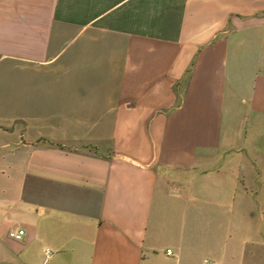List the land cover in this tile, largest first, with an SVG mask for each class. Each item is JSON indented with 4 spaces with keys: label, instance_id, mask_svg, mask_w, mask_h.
<instances>
[{
    "label": "crops",
    "instance_id": "crops-1",
    "mask_svg": "<svg viewBox=\"0 0 264 264\" xmlns=\"http://www.w3.org/2000/svg\"><path fill=\"white\" fill-rule=\"evenodd\" d=\"M241 118L264 126V0H0V263L264 258L233 245L264 195Z\"/></svg>",
    "mask_w": 264,
    "mask_h": 264
},
{
    "label": "rangeland",
    "instance_id": "rangeland-1",
    "mask_svg": "<svg viewBox=\"0 0 264 264\" xmlns=\"http://www.w3.org/2000/svg\"><path fill=\"white\" fill-rule=\"evenodd\" d=\"M254 129L255 127H253L252 123L249 124L245 121V119L243 120L242 118L240 119L239 123H237V126L233 128L230 127V124L226 125L225 143L227 146L239 149L244 148L240 154H237L239 155L238 157H236L237 155L235 156L237 159H240L239 164H241V166L236 164L234 168L233 176L235 181L238 179L239 181H259L264 183V126L261 127L259 131ZM221 171L225 173L226 167H224ZM239 189L243 190V187L241 186ZM262 197L263 198H261L259 201H257V199L260 197L255 199L252 198L254 201L251 202L250 209L251 211L255 212L253 216L254 219H248L246 218L247 216L245 217L242 214L241 209L246 210V208L245 205L240 203L241 196H238L239 201L234 205L235 212L233 224L235 235L233 245H235V247L240 246V252H243L246 241L254 239L256 242H264V235L258 233L257 230L253 231L255 228H257L258 224H261L262 227H260L264 231V195H262ZM202 240H210V235L205 236L203 234ZM245 256V259L243 258L234 264H264V258H262L260 253L258 255L256 254L255 257H251L250 253L246 252Z\"/></svg>",
    "mask_w": 264,
    "mask_h": 264
},
{
    "label": "built area",
    "instance_id": "built-area-1",
    "mask_svg": "<svg viewBox=\"0 0 264 264\" xmlns=\"http://www.w3.org/2000/svg\"><path fill=\"white\" fill-rule=\"evenodd\" d=\"M26 235V230L23 228H18V229H11L8 232V236L14 240H22L24 238V236ZM49 254H51L50 251H48ZM167 252L169 254L172 253V249H168Z\"/></svg>",
    "mask_w": 264,
    "mask_h": 264
}]
</instances>
